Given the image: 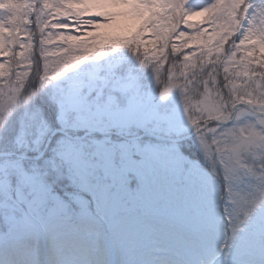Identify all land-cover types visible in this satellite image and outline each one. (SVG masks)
<instances>
[{
	"label": "snow or ice",
	"instance_id": "6c2138e0",
	"mask_svg": "<svg viewBox=\"0 0 264 264\" xmlns=\"http://www.w3.org/2000/svg\"><path fill=\"white\" fill-rule=\"evenodd\" d=\"M0 264H264V0H0Z\"/></svg>",
	"mask_w": 264,
	"mask_h": 264
},
{
	"label": "rangeland",
	"instance_id": "374dc122",
	"mask_svg": "<svg viewBox=\"0 0 264 264\" xmlns=\"http://www.w3.org/2000/svg\"><path fill=\"white\" fill-rule=\"evenodd\" d=\"M189 19L192 22H198L202 18L200 16H191V17H189ZM136 23L137 22L135 20H131V19L124 21L122 23V26H121L120 30L117 33H115V34H117V35L126 34L127 31L135 28Z\"/></svg>",
	"mask_w": 264,
	"mask_h": 264
}]
</instances>
